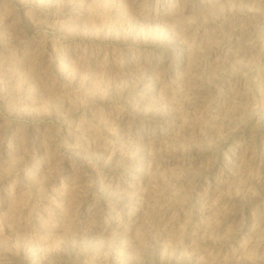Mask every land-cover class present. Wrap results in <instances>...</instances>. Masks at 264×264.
Listing matches in <instances>:
<instances>
[{"label": "rangeland", "instance_id": "obj_1", "mask_svg": "<svg viewBox=\"0 0 264 264\" xmlns=\"http://www.w3.org/2000/svg\"><path fill=\"white\" fill-rule=\"evenodd\" d=\"M0 264H264V0H0Z\"/></svg>", "mask_w": 264, "mask_h": 264}, {"label": "bare ground", "instance_id": "obj_2", "mask_svg": "<svg viewBox=\"0 0 264 264\" xmlns=\"http://www.w3.org/2000/svg\"><path fill=\"white\" fill-rule=\"evenodd\" d=\"M147 88H149V87L147 86Z\"/></svg>", "mask_w": 264, "mask_h": 264}]
</instances>
